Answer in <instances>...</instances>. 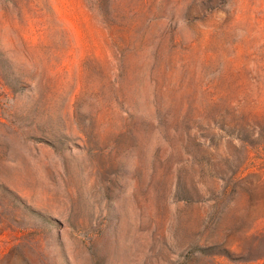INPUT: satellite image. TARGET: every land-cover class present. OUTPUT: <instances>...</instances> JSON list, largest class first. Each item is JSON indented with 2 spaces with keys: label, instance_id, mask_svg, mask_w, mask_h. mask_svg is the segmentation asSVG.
<instances>
[{
  "label": "rangeland",
  "instance_id": "rangeland-1",
  "mask_svg": "<svg viewBox=\"0 0 264 264\" xmlns=\"http://www.w3.org/2000/svg\"><path fill=\"white\" fill-rule=\"evenodd\" d=\"M0 264H264V0H0Z\"/></svg>",
  "mask_w": 264,
  "mask_h": 264
}]
</instances>
